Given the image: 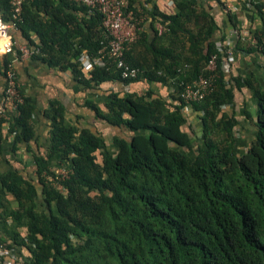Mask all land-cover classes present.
<instances>
[{"label": "trees", "instance_id": "obj_1", "mask_svg": "<svg viewBox=\"0 0 264 264\" xmlns=\"http://www.w3.org/2000/svg\"><path fill=\"white\" fill-rule=\"evenodd\" d=\"M11 1L0 0L6 22ZM237 1L247 20L258 23L243 35L236 12L228 11L239 32L235 52L260 55L264 68V0ZM127 2L144 26L146 6ZM174 2L173 14L150 15L164 29L143 30L126 52V62L140 70L126 80L113 60L92 71L80 62L83 54L97 57L108 40L102 14L69 0H24L18 30L40 50L33 59L70 71L87 87L149 84L143 93L111 92L107 111L90 105L97 118L125 131L115 153L97 132L68 125L63 104L52 102L48 153L35 157L34 174L2 166L11 137L13 153L18 143L36 140L34 106L21 93L16 117L1 118L0 243L24 264H264V83L253 73L234 76V64L230 73L222 68L226 35H219L214 6ZM200 77L211 89L187 104L183 88ZM243 89L258 104L255 117L247 113L256 132L245 150L236 135L241 123L228 110ZM187 107L201 122L196 137L185 128ZM54 155L68 163L65 176L47 166Z\"/></svg>", "mask_w": 264, "mask_h": 264}, {"label": "crops", "instance_id": "obj_2", "mask_svg": "<svg viewBox=\"0 0 264 264\" xmlns=\"http://www.w3.org/2000/svg\"><path fill=\"white\" fill-rule=\"evenodd\" d=\"M146 1L147 0H138V3H143L146 6L147 13L143 16L145 19L144 30L152 35L155 29L161 28V25L157 22L153 23V19L150 16L151 13L155 12V10H160L166 14H173L176 5L174 0H152L150 3ZM177 1L201 2L214 6V12L219 27V35H226L225 44L230 42L232 44L235 43L237 40L235 36V33L238 32L237 29L240 28L243 35L249 36V29L251 27L255 28L257 25L256 23H258V21H256V23L251 24L247 20L242 12L243 8L237 0H219L228 9L220 7L217 1L214 0ZM229 10L236 12L234 15L236 16L237 29L227 15ZM152 24H154V28ZM12 36L16 46L27 45L19 30H13ZM6 57H9L11 60V65L17 74L20 92L27 97L34 106L32 123L36 132V142H20L18 143V150L13 153L14 137H11L10 142L4 147L2 156L3 169L19 170L23 174L28 172L34 174L36 170L35 157L40 154L43 155L48 153L47 148L50 144L49 133L51 130V122L46 116V111L50 108L52 102L58 101L63 104L66 109V123L68 125H74L80 130L89 129L93 132H97L105 139L109 150L115 153L117 150L115 139L123 135L125 136V131L118 127L110 126L105 121L97 118L95 111L90 105L95 104L103 111H107L106 104L111 92L129 91L143 93L149 88V84L146 82L131 83L127 86L118 83H105L97 87H87L77 82L70 71H61L51 68L40 60L23 58L20 54L17 56L16 54L0 55V100L6 88ZM232 72L234 76H247L253 73L264 83L263 58L260 55H248L247 53L237 51ZM152 87H156V85H152ZM158 91L164 96H168L171 92L170 89L162 86H159ZM257 109L258 104L254 101L248 89L237 92L235 104L228 108V110L234 111L237 114L241 123L237 128L236 135L242 142L244 140H251L255 135V128L252 126L251 119L248 118L247 113L255 117ZM185 113L188 117V121L193 122H188L192 128H195L193 131H199L201 128L199 116L189 107L185 109ZM16 115L17 111L14 110L10 111L7 117L11 120L14 116L16 117ZM5 133H7V130ZM191 134L193 135V132ZM249 143L250 141L248 145ZM67 165L68 163L62 164L58 155L52 156L47 161V166L56 174L67 171ZM10 199L14 201L13 197H10Z\"/></svg>", "mask_w": 264, "mask_h": 264}, {"label": "built area", "instance_id": "obj_3", "mask_svg": "<svg viewBox=\"0 0 264 264\" xmlns=\"http://www.w3.org/2000/svg\"><path fill=\"white\" fill-rule=\"evenodd\" d=\"M80 3L88 7L89 14L96 12L104 16L103 26L107 32V42L97 57L89 54H83L80 62L83 69L92 71L96 66H104L105 61L113 60L120 69L122 78L126 80L137 79L140 70L129 65L126 60V52L131 44L135 43L141 32L144 30L143 21L136 20L132 12H127V0H69ZM23 2L24 0H12V19L10 22L4 20L2 11H0V55L18 54L23 58H32L34 54L39 53L38 48H31L28 45L16 46L12 32L19 29V24L23 20ZM161 26L159 29L162 31ZM238 38V32L235 33ZM227 49L223 60L222 68L226 73L231 72L232 65L235 62L236 52L234 44L227 43ZM219 50H223L224 44L219 43ZM223 52V51H222ZM208 68L212 71L217 68V57L213 56L209 62ZM6 88L2 99L0 100V120L7 117L10 111H17L18 104L23 102L19 89L18 77L11 64H8L5 70ZM211 89V81L200 77L194 82L183 88L182 97L187 104L202 101ZM66 175V171L63 173ZM24 260V259H23ZM20 255L14 249H8L0 243V264H24Z\"/></svg>", "mask_w": 264, "mask_h": 264}, {"label": "rangeland", "instance_id": "obj_4", "mask_svg": "<svg viewBox=\"0 0 264 264\" xmlns=\"http://www.w3.org/2000/svg\"><path fill=\"white\" fill-rule=\"evenodd\" d=\"M189 119H190V117H189ZM190 122V121H189ZM190 123H193V122H190ZM190 123H188L187 124V126L185 127L187 130H189V131H192L193 132V136H195L196 137V135L198 134V131L196 130V132L195 131H193V129H195V128H192V126L191 125H189ZM237 130V129H236ZM237 132V131H236ZM249 141H251V140H249ZM249 141H247V140H244L242 143H241V145H240V148H241V150H245V148H246V146L248 145V142Z\"/></svg>", "mask_w": 264, "mask_h": 264}, {"label": "bare ground", "instance_id": "obj_5", "mask_svg": "<svg viewBox=\"0 0 264 264\" xmlns=\"http://www.w3.org/2000/svg\"><path fill=\"white\" fill-rule=\"evenodd\" d=\"M15 117V116H14Z\"/></svg>", "mask_w": 264, "mask_h": 264}]
</instances>
